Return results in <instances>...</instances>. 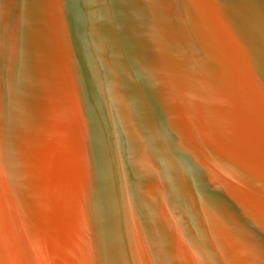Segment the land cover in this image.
Masks as SVG:
<instances>
[{
  "label": "water",
  "instance_id": "95a60500",
  "mask_svg": "<svg viewBox=\"0 0 264 264\" xmlns=\"http://www.w3.org/2000/svg\"><path fill=\"white\" fill-rule=\"evenodd\" d=\"M0 264H264V0H0Z\"/></svg>",
  "mask_w": 264,
  "mask_h": 264
}]
</instances>
